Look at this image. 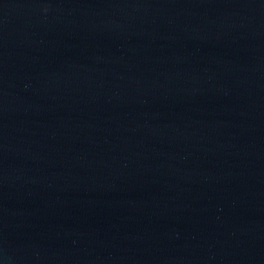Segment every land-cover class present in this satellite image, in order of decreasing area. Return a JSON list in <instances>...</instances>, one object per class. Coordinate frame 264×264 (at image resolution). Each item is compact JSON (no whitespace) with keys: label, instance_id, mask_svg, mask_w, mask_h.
Segmentation results:
<instances>
[{"label":"water","instance_id":"obj_1","mask_svg":"<svg viewBox=\"0 0 264 264\" xmlns=\"http://www.w3.org/2000/svg\"><path fill=\"white\" fill-rule=\"evenodd\" d=\"M0 264H264V0H0Z\"/></svg>","mask_w":264,"mask_h":264}]
</instances>
